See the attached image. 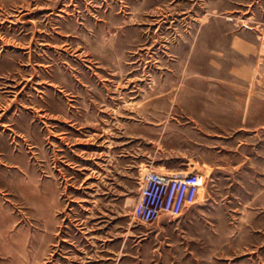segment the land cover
<instances>
[{
	"label": "rangeland",
	"instance_id": "1",
	"mask_svg": "<svg viewBox=\"0 0 264 264\" xmlns=\"http://www.w3.org/2000/svg\"><path fill=\"white\" fill-rule=\"evenodd\" d=\"M263 36L264 0H0V264H264V180L211 179L189 118L224 84L261 150ZM152 167L205 197L138 222Z\"/></svg>",
	"mask_w": 264,
	"mask_h": 264
},
{
	"label": "crops",
	"instance_id": "2",
	"mask_svg": "<svg viewBox=\"0 0 264 264\" xmlns=\"http://www.w3.org/2000/svg\"><path fill=\"white\" fill-rule=\"evenodd\" d=\"M243 33V35L238 36L239 50H250L249 45L255 46V44L251 41L249 35H246L245 32ZM222 62H224V59ZM215 86H218V89L213 90L211 98L203 99V96L198 95L195 100V109L189 111V118L193 120V128L195 129V143L200 146L203 145L205 150V171L210 174L211 179H219V175L216 174L214 168L224 166V182H255L264 180V140H262L260 151L254 154L245 151L248 143L244 138V134L247 133V130L241 126H235L236 128L230 129L228 121L235 118V116L230 115L229 110L224 106V103L229 102L230 96L229 94H224V84H216ZM256 87L259 90V92L254 94L258 97L257 102L258 104H264V84L258 81ZM204 101L205 103L211 102L213 105L211 107L206 106V109H201V103ZM254 114H256L255 111L253 112ZM253 158L259 161L253 163ZM219 159H221V163L218 162ZM226 160H229V163H226ZM197 168L196 165H193L191 169L195 171ZM48 243L45 245H50V242ZM67 259H70L69 256L65 260L69 262L70 260Z\"/></svg>",
	"mask_w": 264,
	"mask_h": 264
},
{
	"label": "built area",
	"instance_id": "3",
	"mask_svg": "<svg viewBox=\"0 0 264 264\" xmlns=\"http://www.w3.org/2000/svg\"><path fill=\"white\" fill-rule=\"evenodd\" d=\"M206 183L202 172H165L149 168L141 178L133 218L144 224L163 217L179 218L190 206L204 198Z\"/></svg>",
	"mask_w": 264,
	"mask_h": 264
}]
</instances>
